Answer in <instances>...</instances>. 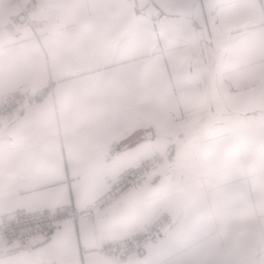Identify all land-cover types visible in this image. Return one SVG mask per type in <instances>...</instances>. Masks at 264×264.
<instances>
[{
    "label": "crops",
    "instance_id": "1",
    "mask_svg": "<svg viewBox=\"0 0 264 264\" xmlns=\"http://www.w3.org/2000/svg\"><path fill=\"white\" fill-rule=\"evenodd\" d=\"M0 0V220L87 207L163 154L140 188L0 264H264V0ZM174 225L119 261L97 248L160 216ZM86 249V251H84Z\"/></svg>",
    "mask_w": 264,
    "mask_h": 264
},
{
    "label": "built area",
    "instance_id": "2",
    "mask_svg": "<svg viewBox=\"0 0 264 264\" xmlns=\"http://www.w3.org/2000/svg\"><path fill=\"white\" fill-rule=\"evenodd\" d=\"M31 96V93L25 90L12 93L1 103L0 116L12 118L21 114ZM162 159L163 154L153 148L150 157L141 164L126 169L116 177L106 176V191L85 209L67 204L58 209H43L31 213L16 210L7 213L0 220V236L8 245L26 249L36 239L48 238L62 224L71 223L73 226H79L86 221L93 222L98 211L110 208L130 191L142 187L157 170ZM174 223L175 220L170 215L164 214L132 236L106 242L99 246L97 251L121 262L126 261L132 256L144 254L146 249L155 245Z\"/></svg>",
    "mask_w": 264,
    "mask_h": 264
},
{
    "label": "water",
    "instance_id": "3",
    "mask_svg": "<svg viewBox=\"0 0 264 264\" xmlns=\"http://www.w3.org/2000/svg\"><path fill=\"white\" fill-rule=\"evenodd\" d=\"M151 0H139L140 7L144 9V7H147V10L152 13L154 11V7L152 4H150Z\"/></svg>",
    "mask_w": 264,
    "mask_h": 264
}]
</instances>
